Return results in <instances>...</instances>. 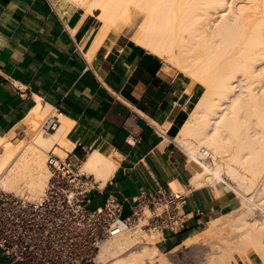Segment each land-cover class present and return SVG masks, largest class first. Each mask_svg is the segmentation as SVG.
<instances>
[{
  "label": "bare ground",
  "instance_id": "6f19581e",
  "mask_svg": "<svg viewBox=\"0 0 264 264\" xmlns=\"http://www.w3.org/2000/svg\"><path fill=\"white\" fill-rule=\"evenodd\" d=\"M52 2L66 19L82 10L84 26L96 18L101 22L91 34V61L101 46L110 47V39L124 33L120 21L130 17L132 6L142 11L135 43L184 73L181 87L189 95L187 106L193 104L173 138L187 151L191 184L227 181L241 198L240 206L213 215L180 247L207 245L199 264H239L253 257L264 263V0ZM51 112V104L36 96L22 121L32 129L30 137L14 142L9 134H0V188L31 199L42 195L50 177L47 155L53 151L65 157L74 145L66 136L65 115L55 131L41 128ZM118 155L91 151L81 171L104 186L119 165ZM174 186L184 187L178 180ZM256 207L263 209L259 217ZM145 231L138 226L110 238L102 245L103 256L112 264H167V253L160 262L156 259L160 231L139 241Z\"/></svg>",
  "mask_w": 264,
  "mask_h": 264
},
{
  "label": "crops",
  "instance_id": "0c3cea01",
  "mask_svg": "<svg viewBox=\"0 0 264 264\" xmlns=\"http://www.w3.org/2000/svg\"><path fill=\"white\" fill-rule=\"evenodd\" d=\"M81 17L76 10L64 18L52 0H0V134L14 142L27 138L32 129L22 121L39 96L67 117L66 136L74 144L68 153L84 159L96 149L119 154L115 173L94 193L96 204L105 195L132 199L142 189L173 187L178 180L188 195L186 228L163 229L155 239L158 255L173 253L232 200L191 184L188 154L172 139L173 124L189 107L184 77L123 34L101 46L91 62L87 51L96 26H84ZM0 264H10L1 248ZM239 264L264 263L254 257Z\"/></svg>",
  "mask_w": 264,
  "mask_h": 264
},
{
  "label": "built area",
  "instance_id": "2783aa9c",
  "mask_svg": "<svg viewBox=\"0 0 264 264\" xmlns=\"http://www.w3.org/2000/svg\"><path fill=\"white\" fill-rule=\"evenodd\" d=\"M61 115L51 112L41 128L55 131ZM84 156L50 151V177L37 198L0 188V248L10 264H112L102 245L127 229L186 228L182 209L188 195L171 185L142 189L132 199L105 195L96 204L94 193L101 187L94 175L81 171Z\"/></svg>",
  "mask_w": 264,
  "mask_h": 264
},
{
  "label": "rangeland",
  "instance_id": "374dc122",
  "mask_svg": "<svg viewBox=\"0 0 264 264\" xmlns=\"http://www.w3.org/2000/svg\"><path fill=\"white\" fill-rule=\"evenodd\" d=\"M98 12H99V10L94 11V13H93L94 18L97 17L95 14H97ZM81 13H82V17H81V20H82V18H83V11L82 10H81ZM141 19H142V11L139 8L132 6L130 17L124 18L122 21H120L121 22L120 29L122 32H124L121 34H123L124 37H126L129 41H131V43L133 45L138 46V47H141V46L135 43V41H134L135 39L133 36L135 34V31H136L137 26H138L139 22L141 21ZM93 24H94V26H96V29L93 31L97 32L101 28V22L96 18L93 21ZM170 68H173V70H175L176 72H179L181 74V76L184 77V73L179 68H177L175 65H171ZM192 107H193V104L191 103L189 105V107L187 108V110L184 112V114L181 116V118L173 124V127L171 128V131L173 132L172 139L174 138V133L177 131L181 122H183V120L187 117L188 113L192 110ZM164 129H165V127H164ZM29 137H30V135L27 136V138H29ZM180 146H182V145H180ZM47 157H48V155H47ZM202 160H205V159H202ZM206 161H208V160H205V162ZM203 186L213 187L217 194H218V192H220V193L225 192L226 193V195L232 200V205L230 207H228L227 209H225V211H228V210H231L233 208L240 206L241 198L238 196V193L236 192L234 187H232L227 181H218V182H214V183L207 182ZM173 187L176 190H182V191L186 192L184 187L183 188H180V187L177 188V186L175 187L174 184H173ZM22 195H28V194H22ZM32 199H34V198H32ZM262 212H263V209H261L260 207H256V214L258 217L262 215ZM205 225H206V222L203 223L196 230L203 229L205 227ZM153 232H154V230H152L150 232L146 230L145 235L140 237L139 241H141V240L144 241V239L147 238V235L153 234ZM155 236H156V233H155ZM137 246H141V244H138ZM208 249H209V247L203 243L195 244V245H192L190 247H180L177 251L167 255L168 256L167 257V260H168L167 264H169L172 260H176L177 264H199L204 259L206 253L208 252ZM164 258H165V256L163 254L156 256V259L158 260V262H160Z\"/></svg>",
  "mask_w": 264,
  "mask_h": 264
}]
</instances>
